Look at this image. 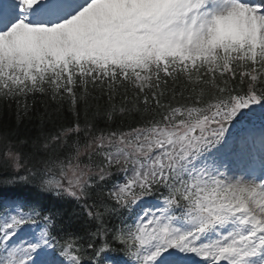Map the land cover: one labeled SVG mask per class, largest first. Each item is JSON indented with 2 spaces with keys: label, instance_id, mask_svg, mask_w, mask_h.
Masks as SVG:
<instances>
[{
  "label": "snow or ice",
  "instance_id": "snow-or-ice-1",
  "mask_svg": "<svg viewBox=\"0 0 264 264\" xmlns=\"http://www.w3.org/2000/svg\"><path fill=\"white\" fill-rule=\"evenodd\" d=\"M0 264H264V0H0Z\"/></svg>",
  "mask_w": 264,
  "mask_h": 264
},
{
  "label": "trees",
  "instance_id": "trees-1",
  "mask_svg": "<svg viewBox=\"0 0 264 264\" xmlns=\"http://www.w3.org/2000/svg\"><path fill=\"white\" fill-rule=\"evenodd\" d=\"M44 99L45 98H43V97H37L38 103L41 102V101H43ZM48 103L49 104H52V106H54L53 102L49 101ZM67 107H68V105H67V102L65 101V103H64V109H65V111H67ZM14 110H15V105H13V112H14ZM6 119H10L11 122H14V119L11 118V117H6Z\"/></svg>",
  "mask_w": 264,
  "mask_h": 264
}]
</instances>
